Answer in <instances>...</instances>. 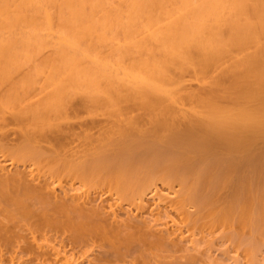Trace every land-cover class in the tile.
<instances>
[{
    "label": "bare ground",
    "instance_id": "6f19581e",
    "mask_svg": "<svg viewBox=\"0 0 264 264\" xmlns=\"http://www.w3.org/2000/svg\"><path fill=\"white\" fill-rule=\"evenodd\" d=\"M6 1H12V0H6ZM67 1H69L68 5L65 3L67 7L68 6L72 7V10L75 11L76 9L75 7H77V5H75V3L74 4L70 3V0H67ZM133 1L135 3L137 0L136 1L133 0ZM195 1L191 0V2H194V3ZM199 1L201 4H206L207 6L209 5V7L212 9L213 5L214 4L216 5V2L218 0H198L196 3H198ZM229 1H231V3L233 2L232 0H229ZM237 1L239 0H235V4ZM240 1L242 2V0ZM252 1H250L252 5L255 4L257 7L260 6L261 4L262 6L264 5V2H263L264 0H262V3H259L260 5L258 4V2H260L261 0H258L257 2L258 5L254 3L257 0H255L254 2ZM3 2L4 4L6 3L5 0L4 1L0 0V15L4 16L5 19L7 18L10 20L11 17L9 16L11 15L12 11L10 12L9 6H11V4L9 5L7 2L5 6ZM35 2L36 0H21L20 5L24 7L28 6V7L33 8ZM142 2L144 3L141 4ZM212 2L214 4H212ZM244 2L246 3V0ZM250 2L246 3L245 5L246 7L240 4L239 2L240 4L239 6H243V8L245 7L247 8V10H250V5H251ZM15 3H12L11 7H13ZM136 3H139L140 5L138 4V6H140L141 8L144 6V4H146L144 0L140 2L137 1ZM185 3L186 5H189L188 1L186 0H185ZM133 4H131L132 6H130V8L133 6L135 7V4L134 5ZM195 4H194V7H197ZM248 4H249V7H248ZM181 5L184 6V3ZM16 6H17V3H16ZM220 6L224 7L223 5H220ZM229 6H230L229 8L232 7L231 5ZM134 7L132 9H134ZM136 7L134 9L135 11H136ZM140 7H137V9ZM194 7L192 8V10L194 9ZM252 7L254 8V6ZM252 7H251L252 11L250 10L251 11L250 14L253 15V16L251 15L252 17L249 15L246 9L245 10L247 11L248 14L244 12L247 14L246 16H248L249 18L245 17V14L242 13L243 11L240 13V11L237 10L236 12V8H235V11L232 10L233 13H235V16L239 12L242 15L244 14L243 16L242 15L240 16V17H243L242 19H245V18L247 19V22L245 21V24L243 23L244 25L241 27L242 24H241L240 17H238L239 15L236 16L238 17V19L233 18V20L235 21L237 20L235 23L233 22V24H235V25L232 24L233 27L234 26L236 27L237 22H240L239 24H241L239 26L242 28L241 31H240V28H238L237 26L240 32L239 34H237L236 32H233L235 31L234 28L233 30H230V32H228L229 29H231V25L230 24L226 25L225 21H228V23L231 22L229 21V17H225V21H224L225 22L224 26L227 28L228 31L223 32L222 29L224 27L221 24L223 21L222 17H224L225 14L220 16L221 19L218 20L217 17H215L214 15L217 13V12L215 13V11H218V10L214 9L215 11L212 10L214 12L213 19L211 18L212 14H209L210 15L209 17L212 19V22H210L211 19H208L209 21L207 22L206 18L208 17H206L207 13H205L206 14L205 20L207 22L205 23L209 27L205 26V23L204 24L201 23V22H204V20L201 19L203 18V16L200 18L201 22L198 21L200 19L197 20L196 18V21L199 22V25L203 24L199 26V28H201V33L203 35L202 36L197 35L199 37V38L197 37L198 40H196V37H195L196 41L194 42H196L195 45L197 47L192 48L193 51L191 50V47L195 46L194 42L187 41V40L183 41L182 36L184 35H183L182 30L181 32L178 31L182 36L181 35L179 36L178 35L179 33L177 34L174 31L175 34L178 35V38L176 36L177 41H175L176 39L173 38L175 39L174 45L170 44V47L171 45L172 47L174 46L173 48L176 52L177 51L179 52L181 50L180 51L181 54H179L180 52L178 53L179 54L178 58H176L177 53L175 51H171L173 50V48L168 49L166 47L167 52L171 49L170 50L171 52H173L174 54L176 53L175 59L170 58V59H174L172 60V62L182 59L180 58L182 56L185 58L187 54L189 56L191 54V51L196 52L197 50L196 48H198L199 55H201L199 57L201 59L199 60L201 61L197 63L202 62L203 64L204 62L205 66L217 65L215 66V70L223 69V67L224 69L226 68L228 69L230 67V66L228 67L229 62H227L228 65L226 64V67L225 66L222 67V64L224 62L222 53L224 55L226 51H229V53L228 52L226 53L227 55L225 54L226 58L230 55L232 50L238 55L243 53L242 54L243 56L240 60H238L240 55L237 56L238 58H236V60L233 59V61L236 63V67L234 65V62L233 63L231 62L232 59L226 60L225 58L226 61L230 60L233 68H235L234 70L232 68L233 72L229 68V70L232 73V74L229 73L231 77L229 76V74L228 75L226 74L229 70L227 72L225 70V74L229 78V82H228V84L230 83L229 86L227 85V83H225L227 87L225 86L224 88V85H223L222 87L223 90L221 91L220 89L218 90V88L221 87L220 85H218L217 89H214V86L212 87L210 86L211 87V90H210L209 87L207 88V86H209V84L211 83V80H212L211 79L210 81H208L210 82L209 84H205V86L203 85L199 89V91L201 90L200 92H203V93L207 92V96L205 93V98L200 100L201 105L203 106V108L202 107L201 108L204 111L201 114L191 113L189 111H188L189 114H187V112H185L186 113L185 114L184 110L177 105L176 106L179 107L177 108L179 109L177 111L179 112L183 111V114L181 113L179 114V112L177 111L174 113L173 109L171 110H173L174 115L172 116V114H169V112L171 111L170 109H167L168 108L167 105L170 106L169 103L168 104L162 103L163 100L165 102L166 101L165 99H167L168 101V98H171L170 96L171 92L168 93L167 86H166L167 88L166 87L165 88L167 90V93L169 94L168 97L167 98L164 97L163 99L161 96V98L163 99V100L161 99V101L156 98L157 103L160 101L159 104L162 103L164 109L162 108V104L159 105L154 100H152L153 102L152 101L150 102V98H147V97H150V94L154 92V93H158L159 95L162 92H159V91L157 92L158 89L153 88L155 86L157 88L158 83L157 85H154V86L152 83L151 85L153 87L150 85H148L150 87H147L146 83L144 84L141 81L138 82L140 80V75H141L140 73H142V69L140 73H137L140 71V68H139V71L137 70L136 72H134V73H137L136 76L139 75L137 76L139 80L138 79H136L137 81L132 80L133 83L135 84V82H138L141 86L142 85L146 86L148 90H151L152 88L153 89L151 90L152 93L149 91L148 96L146 97L148 100L145 98V96L144 98L141 97V95L144 94L143 91L141 90L144 89L145 90L144 92H146L147 89L146 87H143V86L141 87L140 85L137 86V83H136L134 85L135 90H132L131 93L135 94L136 89H138L140 91L139 94L141 98L137 97L138 94L137 95L133 94V96H130L129 93L128 94L130 98L132 97L131 100L133 99L134 102H137L136 104L133 102V105L135 104L136 106L138 105L137 107H139L144 102L146 104V101L144 100L146 99L148 101V104L146 105L148 106V108L151 107L149 108V110L151 109L150 111L152 113H155L157 110L158 112L156 114L157 119H155V116H154L153 120H156V121L152 129H150L152 127L150 126V123L149 124L147 123L146 124L147 126L143 125V128L145 127L146 130L145 129L139 130V128L136 127V123H138L139 119L141 120L140 117L139 119L138 117H136V120H137L136 121L135 118H131L130 116V119L131 120L133 119L131 121V120H127V118L129 119L128 115H123L126 117L128 116L127 118L126 117L125 118L128 121L129 125L127 124L125 120V124H122L124 125L123 129L119 127L120 130H118L119 129L118 125L120 126V124L116 125L115 123H118L119 121L118 122L115 121V123L113 122L112 124L113 125L115 124L116 126L115 125L114 126L110 125V126H113L112 128H115V129L118 128L117 129V133L119 131L118 134L115 132L116 130L115 131L113 130L114 133L111 131L112 132L111 134L110 130L112 129H110L108 132L110 134H107V135H111L112 138L108 136L109 139L107 140V142H105L107 137L105 138V141L103 138V140L100 141L102 144L100 145V142L97 144L100 146H98L95 149L92 148V150L90 151L88 150L84 154L83 153L79 154L81 156L73 152L72 154H75V156H78L75 158L71 154L70 155L63 154L64 156H62L61 154V156H58L60 155V153L56 154L55 152L53 153V151L52 153L54 155L52 153H49L50 151L48 152L46 150L47 148L43 149L41 142L40 143L38 142L40 141V139H37V137L35 136L36 132H34L35 134L32 133L33 134L32 136V134H29V131L31 132V130L29 129H27L29 131H27V134L24 135V137L20 136V138H23V139L19 138L18 141L20 140L21 141L19 144L15 146L7 144L6 139L5 140L3 139L6 143L0 140V264H170V260L176 262L177 264H193L194 260L197 261V259H194L196 258L194 256L198 254L197 253L198 249L196 250L197 245L199 248V244H197L196 242L197 237H196L195 232H197V230H201L200 227L202 229L206 227L207 229H209V232H211L210 229L213 232L216 229H220V230L222 229L223 232L224 230H230L229 233L225 231L226 233H228V235H225V236H228V238L234 242L237 248H243L242 250L245 251L243 253L247 254L250 258L253 257V254H254V257H257L259 251H257L256 248L257 246L259 248V245H258L260 244L259 242L264 244V6L262 7L263 10L262 9L259 10V8L253 9ZM16 8H18L16 9V11L19 10V5ZM35 8H37V5H35ZM225 8H228V7H225ZM186 9H187L186 10L187 12L190 9V7L189 9L188 8ZM196 9L198 8H195L193 11H195ZM239 9L242 10V8H239ZM207 10L210 11V9H207ZM228 10L227 12H230ZM136 12H133V13H136ZM182 12H184V10ZM190 12L192 11L190 10ZM223 12L227 13L225 10ZM32 13L34 14L35 11L34 12L32 11ZM184 13H183V16H184ZM195 13H198V12H195ZM199 13L197 15L201 16V14ZM219 13L217 15L222 14V13L220 14ZM24 15L21 17L23 18ZM233 15L232 17H234ZM26 16H28L30 20L32 18V21H31L32 23L36 22V17H31V18L29 17V16H32V14L29 13ZM189 16L192 17V15H189ZM13 17L14 16L12 14V18ZM17 17H19L20 21H27L24 19L21 20L20 19L21 17L19 15ZM184 17H186V15ZM14 18H16V16ZM24 18L27 19V17H24ZM84 18H86V21H88L87 17H84ZM5 19L3 20L4 22H5ZM47 19L49 20L48 16H47ZM30 20H28L29 23H30ZM81 20L82 18H79L76 21H80V22L79 23L75 22V23H77L78 25L79 24L82 25ZM174 20H175L174 22L177 21L178 25L180 21L181 23H183V21L185 22V20L180 19V17H176V19ZM214 20L216 21L218 20V23H215L217 27L220 25L221 27H223L221 30H219L221 27L217 29L216 25L214 24L215 22ZM220 20H222L221 24H219ZM38 21L36 22L37 25H38ZM86 21L84 19L82 22L85 23ZM90 21L92 20L90 19ZM187 22H189V20L186 21V24ZM209 22L215 25V28L217 29V31L219 30V33L220 31H222V33L220 34H223V35L225 34V41L227 39H228L227 40L228 42L232 41L231 43L233 45H236V47H238V49H240L241 52L239 53L238 49L235 46L234 47L236 50L230 49L229 47L230 50L225 51V49H227V47L225 46L229 45V43L228 42L225 43V41H223L225 43L223 45L225 49H223L224 47L222 48L221 45L223 43L222 44L219 43L220 41L218 39L219 35H217L218 37L215 35L217 34L216 33L217 31L212 28L214 27V25L208 24ZM32 25L35 26V23H33ZM90 25L92 26V24ZM184 25H185L184 23H183V26L181 25L182 26L181 29L186 28V25L185 27ZM189 27L192 28V26L190 25ZM195 27H198V26H195ZM203 27H207L209 29L211 27L212 29L210 30L206 29L209 33L210 32L211 33L206 34V30L204 31ZM178 28H180V25L178 26ZM226 28H224L223 30H226ZM176 29L177 28H175L174 30ZM192 30H189L190 32L188 31V33L189 34L191 32L194 33V31ZM211 30L212 31L215 30L214 31L215 33L213 36H212L213 32ZM199 31H196L195 33L197 34L198 32V34H201L199 33ZM202 31H204L206 35ZM186 32L187 31H185V33ZM231 32H233L234 34L236 33L234 39L232 37L234 34L232 33L233 35H230ZM172 33L171 35L169 34L165 37V42L162 40L161 41L164 44L166 43L169 46V44L167 43L168 40L173 43ZM65 34L66 32L63 35ZM73 34H75L76 36V34L78 35V32L76 33L73 32ZM63 35H62V38L61 37L59 38L61 39L59 40L61 41V43H59L61 45L57 47H59L58 49L61 48L59 53L63 54L61 55L64 57L65 61L68 62L69 60H72L71 61L72 63L75 60H78L77 57L79 54L78 55L76 54L79 53L80 51L79 50L77 52L75 51L76 53H73L74 57H73V54H71L72 53L71 51H73V49L75 50V46L77 43L76 41L79 38L76 41H74L71 39L72 35L69 36L66 34V36H69L70 40L69 38H65V36ZM207 35L211 37L209 38L207 37ZM187 36H191L192 41H193L194 36H192L191 34ZM203 36L206 37L207 39L204 38L205 40H202ZM230 36L232 40H230L229 38ZM24 37H26V40L24 41L25 44L21 43V45L24 44V46L20 45L21 46V47L19 46L20 50L19 51L16 50V52H20L21 50H23L25 53V50H26V54H27L28 51L31 50L30 48L34 49L30 51L32 53L35 52V48L36 50H38L37 44H39L38 42L42 39L38 36V34L30 33L28 37H27V34ZM170 37L172 41L169 39ZM212 37L213 38L216 37L215 39H217L218 42L217 40L216 42H212V40L214 41ZM220 37L222 38L221 35ZM209 39H210V42H209ZM4 40L6 39H3L2 41L0 40V73H3V70L5 68L9 69L8 63L10 62H14L16 64H13V65L18 66L17 65L18 62L15 61L18 56L14 50L16 49L14 46L16 44V41H14V39L10 41H7V40L4 41ZM23 40L24 39H22V41ZM78 41L80 42V39ZM233 41L235 43H233ZM190 42L194 46H191ZM17 43L19 45L18 41ZM178 43H181V44L188 43V44L181 45ZM178 45L181 46L180 49H178L179 47ZM165 46L163 47L162 52H164ZM184 46L188 47L187 49H185L187 54L183 52L184 49H181ZM38 47H41V46H38ZM77 47L79 46H76V48ZM175 47L177 49H175ZM27 48H29V50ZM23 51L21 52V54L23 53ZM170 51H169V54L166 52L168 54V55L166 54L168 56L167 60H169L168 58L171 55ZM30 52L29 54L30 56H32ZM182 52L186 55H182ZM35 53H37V51ZM173 53H172V57H174ZM26 54L24 55V57L27 55L29 57V54L27 55ZM163 55L161 57H163ZM232 55H234V57ZM20 56L21 55L19 54V59H20ZM188 56H186L187 60H188ZM230 56L235 58L236 55L233 54L232 52ZM73 58H75L74 61H73ZM192 58H194V56ZM28 59H31V57ZM165 59H166V56L164 57V59L161 58L160 66H158L159 64L154 65L152 63H151L152 66L149 65L150 66L149 69L152 67L154 69L153 70L154 72L149 70L148 66H146L148 71L151 72V73L149 72L150 74H147V75L151 76V74L156 73L155 69L157 67L158 68L161 67L159 68V71L160 69L162 70L163 68H164L163 70H165L166 64L168 63ZM196 59L190 58V63H191V60L194 62L197 61ZM164 60L166 62H164ZM185 61L186 60L182 59L178 61L179 63L180 62L182 63L177 64V65L180 67L182 64L181 68L184 67V70L187 72L189 69L188 67L193 62L191 64L187 63L186 64L187 66H184L183 63L185 64ZM75 62L73 64H75ZM220 62H222V64ZM98 63L102 64L103 62L102 63L98 62ZM144 63L146 62H143L141 64H144ZM218 63L221 64V67L219 65L220 68L218 67ZM163 64L165 65L164 67H163ZM200 64H198L197 66L195 62L196 67H200V66L204 67V65H200ZM175 65H176V62H175ZM177 65L176 67H178ZM223 65H225V63ZM191 66H194V63ZM104 67H106V65H104ZM185 67L188 69L186 70ZM181 68L180 70H183ZM92 70L91 72L93 74L94 70L93 71ZM8 71L9 70L6 71L7 73L4 72L6 76L8 74ZM145 71L146 70L144 66V70L142 73L143 75H141L143 76V78L145 77L144 75ZM208 71L210 72H207L205 68L206 76L207 75L209 76L210 74H213L214 72H216V71L214 72L212 71L213 72L212 73L211 69H209ZM219 71L218 73L220 74L221 71L220 72ZM86 72H88V70L85 71V73ZM171 72H172L171 70L170 71L168 70V72L165 70L164 75L159 76V74L156 73L157 75L154 74L151 76V78L153 76H157L155 78L159 80L157 79L155 80H157V82L158 81L161 82L162 80L161 78H163L162 76H165L162 81L163 82L166 81L165 83H167L171 79L172 75L170 79H168V81L164 79L167 78L168 74ZM81 73L83 74V71ZM96 73L98 72L96 71ZM165 73L167 74V77ZM175 74H176V71H175ZM102 75H104V73L101 74L100 76ZM178 75L180 76V77L178 76L179 78L183 77L181 76L179 72H178ZM104 76L109 77L106 75ZM133 76L130 75V77H133ZM150 76H148L147 78L150 79L149 78ZM215 76H217V73L215 74ZM220 76L218 75V77ZM227 76H225L224 78L226 79ZM1 77H3V75ZM71 77L73 76L70 75V78ZM218 77L213 78L215 79V82H217L216 84H219L218 81L216 80V79H219ZM3 79H6V78L3 77ZM72 79L73 81L76 80L75 78H72ZM110 79L111 78L109 77L110 85H114L111 82L113 78L111 80ZM152 79H154V77ZM202 79L204 80V78ZM66 80L68 81V79ZM106 80L108 81V79ZM203 80L201 82H203ZM73 81H70L71 83L70 85L72 87L76 85V81H74L75 84ZM180 81L182 82V84L179 81L175 82L176 84L178 82L180 83L178 85V87L180 86L179 88H182V89L186 88L185 92L186 91L189 92V90L190 92H192V90L190 88L188 89V87H191V86L194 87L195 85L193 84V82H189L190 84L188 83L184 84L186 82L184 79L183 81L182 79H180ZM213 81L214 80H212V83H214ZM95 82L96 80L90 83L93 86V83L95 84ZM109 82L108 83L106 82V84H109ZM221 82L223 81L221 80ZM55 83L57 82L55 81ZM165 83H162V85L165 86L166 85ZM169 83H171V81ZM79 84L80 83H78V85ZM176 84H174L173 82L172 87L176 88L177 87ZM96 85H98V87L96 86L97 88L101 87V85H99L98 82ZM167 85L169 84L167 83ZM66 86L67 85H65L64 87ZM92 86L91 88H93ZM55 87H58V89L55 88V92L59 90L57 91L59 92L58 98L61 96L63 98L64 94L62 95V93L64 92L63 91L64 87H63V90H61L62 91L61 93H60V89L62 88L60 87V85L59 86L55 85ZM123 87L126 88V86H123ZM216 87L217 85L215 86V88ZM158 88H161V86L160 87L158 86ZM204 88H205V91H203ZM67 89H65V92L69 91ZM93 89H96V88H93ZM115 89H118V87L114 88V90ZM182 89H180V91H184ZM161 90H165V89L161 88ZM114 92H117V91H114ZM173 92L174 91H172V93ZM69 93L70 92H68V94ZM56 94L55 96L57 98ZM176 94H178V92ZM176 94L174 98H176ZM184 94H187V92ZM158 95L156 94V97L160 96ZM173 95L174 94H172V96ZM179 95L183 97V95L181 94ZM179 95H177V99H180ZM187 95L193 96L192 93H188ZM201 95H204V94L202 93H200V95L198 94L199 97ZM129 96L127 95V97ZM134 96H136V98ZM165 96H167V94ZM194 96H195V93H194ZM122 97L124 99V96ZM188 97L185 96V98H181V99L186 100V98ZM56 98L54 97L53 99L56 100ZM65 98H63L62 101H64ZM117 98L119 101V102L117 101L119 105L125 102L127 104V101H129V100L126 101L124 99V101L122 102L121 96H117L116 99ZM151 98H153V95H151ZM29 99L25 97L23 101H26V100L28 101ZM137 99L138 100L140 99L139 100L140 102L143 100V103L141 102L142 104L141 103L138 104L139 101ZM191 99L190 101H192L193 103V100L195 98H193V100ZM226 99L229 100V104L231 103L230 105L226 103L227 101ZM170 100L173 101L172 99ZM198 100H195V101H198ZM27 101L26 103H28ZM57 101L58 103L61 102V105L63 104L62 101H59V99H57ZM57 101L55 103H57ZM114 101L116 100L114 99ZM177 101L178 100H176V102ZM29 102H33V101H29ZM111 102H113V100ZM129 103L130 101L128 102V104ZM150 103L152 104V106H155V105L156 106L152 107ZM195 104L196 103H194V105ZM49 105L47 107L48 110L50 107ZM173 105L171 104V107L173 106L172 108L175 107V104ZM158 106L159 108H157ZM164 106L166 107V110H170V111H167L168 115L170 116H167V113H165L166 110ZM120 107L121 105L119 107H116L117 110L119 111V112L117 111L118 113H120ZM141 107H144V104ZM198 107H200V105ZM198 107L195 106L196 110ZM53 108L54 107H52V109ZM148 108L146 110H148ZM161 108H162V111L164 110L165 111L162 112L160 110ZM18 109L19 108H16L17 114L19 110L20 112H22L21 109L19 110ZM140 109L143 110V108H140ZM192 109H194V106ZM192 109L190 111H192ZM159 111L162 113L161 116L159 115L160 113ZM197 111H194V112H197ZM41 113L39 114L38 112L39 115H41ZM16 116H17L16 117L17 119L19 118L20 115L19 116L16 115ZM122 119H124V117ZM118 120L120 119L118 118ZM150 122H153V121L151 120ZM121 123H124V122H121ZM134 123H135V126L133 127ZM141 125H138V126H141ZM141 128L142 127H140V129ZM149 129L151 131H149ZM21 135H23L22 132H21ZM1 137L2 136L0 135V139ZM33 137H36V138L34 139ZM35 140L36 142H38V144H36ZM59 142H61V140H59ZM13 144H16V143H13ZM39 145H41L42 147ZM159 182L160 184L162 183V185L166 186L168 190L170 191V192L167 191L168 193H165V195L167 194L166 196L162 195L164 193L160 194V191H159L160 189H158V191L154 190L159 187L158 186ZM149 192H150L149 195H152L153 198L156 193V197L157 196L158 197L153 199L155 201L158 198L162 199L163 197H161V195L165 196V199H162L161 201L158 199L157 201L158 205L161 202H162L161 204H163L164 200L167 201L168 199L171 202L174 198L173 206H175L174 208L177 211L176 216L178 217L177 218L178 221L177 219H175L176 218L175 217L174 219L170 221L171 225H169V222H168L169 220L167 222L165 221L166 222L165 223L164 220H159L156 217L157 215L156 214L155 217L162 223L161 224L158 221L159 224L162 226L161 228L159 224L158 225L156 224L157 222H156L155 217H154L155 220L152 219L154 222H156L155 224L153 223V221L150 222L151 220L149 221V218L147 219L143 217V221L141 218L139 220V217L142 216V213L144 215L145 214L144 212L147 211L145 210L147 208H144L145 206L144 207L142 206L146 204L144 202L146 201L145 199H147L146 196H149L148 195ZM170 194L171 196L172 194L174 195V197L171 199L169 198L171 197L169 196ZM105 195H107V197L103 198V196ZM126 202L131 204L132 206H135V207L138 206L136 207V210H138V214L139 212H141L140 213L141 215L139 214L138 216L136 213H134V211L130 212V209L128 207H125ZM160 205L159 207L163 206L166 211L168 207L167 208L165 207L170 206L168 204L166 206H164L165 204L161 206ZM192 206L195 207L194 210L190 209V207ZM153 207L151 208V210H149L151 211L149 212L151 213V215L153 214V211H155V210H152ZM164 209H161L160 211V208H159L158 209L159 212H157L158 211L157 210L156 213L160 214L161 212H163L162 210ZM126 210H128L129 212ZM143 210L145 211L143 212ZM164 214L166 215V212L161 213V216H163ZM122 215L126 217L125 220L121 219ZM124 217L122 218L124 219ZM207 217H209L210 219ZM206 218L210 220L209 223L207 220L208 227H207V224H205L206 221H204L205 223L203 222V220L204 219L206 220ZM200 221H202L201 222L202 224L200 223ZM188 232H190L189 233L190 235L185 236V235H188ZM222 234L224 236V233ZM185 241H187V243L190 242V244L191 243L192 244L191 245L188 244L189 246L187 247L186 246L187 244L185 243ZM207 242H208L207 245L213 243L208 238H207ZM193 249L196 251H193ZM200 250H203V249L201 248ZM192 251L196 253H191ZM180 252L181 254H178ZM202 252L204 253V251ZM182 257H184L186 260L183 259ZM197 258H199V256ZM183 260L185 263H182ZM252 261L254 263L257 262L256 260L255 261L252 260ZM174 262L171 264H176ZM254 263H251V264H254Z\"/></svg>",
    "mask_w": 264,
    "mask_h": 264
},
{
    "label": "rangeland",
    "instance_id": "374dc122",
    "mask_svg": "<svg viewBox=\"0 0 264 264\" xmlns=\"http://www.w3.org/2000/svg\"><path fill=\"white\" fill-rule=\"evenodd\" d=\"M1 1H4V0H1ZM16 1L15 0H12V1H6L5 0V2L6 3L8 2L9 5L11 4V6H12V3H15ZM66 1L67 0H64V2H63V0H36V2L34 3V7H33L35 9L34 10L33 8L28 7V6H26V7L21 6L20 5L21 0H18L16 3H17V6L19 5V10L16 11V9H18V8H16L17 7L16 3L14 4L15 6L13 5V7L8 5L10 7V12L12 11L11 15L9 16V17H11L10 20L7 19V18L5 19L4 16L0 15L1 16L0 17V21H1L0 22V40L2 41L3 39H6L7 41H10V40L14 39V41H16V44L14 45L15 48H16V49H14L15 52H16V50L17 51L20 50L19 46L21 45V43L25 44L24 41L26 40V37H24V36H26V34H27V37H28L30 35V33L31 34L36 33V34H38V36L40 38H42L40 40L41 42L39 41L38 42L39 44H37L38 50H36V48H35V52L37 51V53L30 52L31 50H34L33 48H30L31 50H29V48H27L29 50V51L27 50L28 51L27 54H29V52H30L31 55H32V56H30V54H29V57L26 54V50L25 49H24L25 53H24L23 50H21L20 52H16L18 57H17V59L15 61L18 62L17 63L18 66L13 65V64H16L14 62H10V63H8V65H9L8 68L9 69L5 68L6 70L4 69L3 73H0V135L2 136L0 140L3 141L4 143H6L4 141L6 139L7 144L15 146V145L20 143L21 140L18 141L20 136L24 137V135L27 134V131L31 130V132L29 131V134H32V133L35 134L34 132H36L35 136L37 137V139H40V141H38V142L39 143L41 142V145L43 146V149L47 148L46 150L48 152L50 151L49 153H52V151H53V153L55 152L56 154L60 153V155H58V156H61V154H62V156L71 154L72 156H74V158L78 157V156H75V154H72L73 152L78 154V155L81 154V153L84 154V153H86V151H88V150L90 151V150H92V148L95 149L98 146H100L102 144L100 141L103 140V138H104V141H105L106 137H107V139H106L105 142H107V140L109 139L108 136H110V138H112L111 135H107V134H110V133H108L109 130L112 129V130H110V132L112 131L113 133L116 130L115 132L117 133V129L119 127L123 129L124 125H122V124H125V120H126V118L128 116H129V119L127 118V120H131L130 116H131V118H135V120H136V117H138V119H139V117L141 118V120L139 119L141 123L139 122V120H138V123H136V127H138L139 130H144L145 127L143 128V125L145 126L147 123L148 124L150 123V126H152V127L151 128L149 127V128L152 129L153 126L155 125V121H156V120H153V118L155 116V119H157L156 118L157 117L156 114L158 112H157L156 109L159 108V106L155 109L156 112L152 113L150 111L151 109L149 110V108H151V107L148 108V106L146 105V104H148V101H147L148 99L147 98H150V102L152 100H154L157 103L156 98L161 101L162 98L163 99H164V97L167 98L168 95H169L168 93L171 92L170 93L171 94L170 95L171 98H168L169 102L167 101V99H165L167 101V103H166V101L164 102V100L162 99L163 100L162 103H165V104L169 103L170 106L167 105V107H168L167 109H170V110L173 109L174 113L177 110H179V109H177L179 107L184 110V113L187 112V114H189V112L196 113V114H201L202 112H204L203 109H202L203 106L201 105V101L200 100L205 98V93H206V96H207V92H204V93L200 92L201 90L199 91V89L203 85L205 86V84H209L210 82H208V81H210L211 79L214 80L213 81L214 83H212V80H211V83L209 84V86H207V88L209 87L210 90H211L212 86H214V89H217L218 85H220L221 87L218 88V90L220 89V91L223 90L222 89L223 85H224V88H225V86L227 87V85L229 86L230 83L228 84L229 78H228L227 75L229 73L232 74L231 71H232V68H233V66H232V63L234 62L233 59L236 60V58H238L237 56L240 55L241 57L239 56V59H238V60H240L242 58V56H243L242 55L243 53L238 55L232 50L230 55L233 52V54L236 55L235 58H233L234 55H232L233 57L229 55L228 56L229 58L228 57L226 58V55H227L226 53L227 52L229 53V51H226V50L235 49L236 45H233L231 43L232 41L228 42L227 41L228 39L225 41V34L224 35L220 34V33H222V31L223 32L224 31L225 32L228 31L227 28L224 26V23L226 22V25H228V24L231 25V29H229L228 32H230V30H233V28H234L235 31H233V32H236L237 34H239L240 32H239L238 28H240V31H241V29H242L241 27L245 24V21L247 22L246 18L242 19L243 17H240L242 15L240 13L242 11H243L242 13H244V12L247 13V11H248L249 15L251 16L252 14H250V13L252 11V9H251L252 6H254V8L252 7L253 9L259 8V10H261V9L263 10L262 7L264 6V5L262 6V4L261 5L259 4V3H262V0L260 2H258V0L257 1L254 0L255 2L252 1V0H248V1L246 0V3L252 1V2L257 4V2H258V4L261 6V7L260 6L257 7L255 4L252 5V3L250 2L251 3V5H250V10L251 11L247 10V8H245L246 7L245 6L246 3L244 2L245 0L244 1L242 0V2L239 0V1L236 2V4H235V0H232L233 1L232 3L229 0H227V1L226 0L225 1L222 0L223 2L221 0L220 1L218 0L216 2V5L212 2V4H214L212 9L209 7V5L207 6L206 4H201L200 1L198 2L200 4L196 3L198 0L197 1L192 0V1H195L196 4L194 2H191V0H186V1H188L189 5H186L187 2L185 3V0H154V1L153 0H149V1L148 0H144L146 2V4H144V6L142 5L143 6L142 8L140 6H138L139 3H136L137 1L140 2L142 0H137V1L135 0L136 1L135 3H134L133 0H70V3H73V4L75 3V5H77V7H75L76 9L74 11V10H72V7H69V6L67 7V5L69 4V1H67V2ZM132 1L135 4V7L136 6L140 7L138 9L136 7V11H138V12H136L134 10L135 9L134 6H133L134 9H132L133 7L130 8V6H132L131 4H133ZM189 1H190V3H189ZM182 2L184 3V6L181 5V4H183ZM219 2L222 3V4H220ZM227 2H228V4H227ZM239 2H240V4H242L245 7L243 8V6H239L240 5ZM143 3L144 2H142L141 4H143ZM229 3H231V4H229ZM3 4H4V2H3ZM194 4L197 7H194ZM35 5H37V8H35ZM204 5L207 6V7H205ZM220 5H223L224 7H222ZM229 5H231L232 6L231 8H233V9L229 8L230 7ZM233 5H235L236 7L233 6ZM182 6L184 7V9H183ZM214 6H216V7H214ZM218 6H219V8H218ZM189 7H190V9H189ZM193 7H194V9L195 8H198V9L193 11L194 10V9L192 10ZM211 7H212V5H211ZM225 7H228V8H225ZM248 7H249V4H248ZM69 8H70V10H69ZM186 8L189 9L187 11L188 13L186 12V10H187ZM235 8H236V12H237V10L240 11V13L238 12L237 15H239L238 17H240L242 25L239 24L240 22H237L236 23V27L235 26L233 27L232 26L233 22L235 23L237 21V20L236 21L233 20V18L234 19H238V17H236L237 15L235 16V13H233V11H235ZM239 8H242V10H240ZM31 9H32L33 12L35 11L34 14L32 13ZM181 9H183L184 12H186V13L182 12L183 10H181ZM207 9H210V11H208ZM214 9L218 10V11H215ZM190 10L192 12H190ZM212 10H214L215 13L216 12L217 13L214 14V12ZM222 10L223 11L225 10L226 12L228 10L230 12L225 13ZM23 11L25 13L27 11L28 12L25 14ZM180 11H181V13H180ZM15 12H16V14H15ZM133 12H136V13H133ZM195 12H198V13L200 12L199 14H201V16L197 15L198 13H195ZM219 12L222 13V14H220ZM29 13L32 14V16H29L30 18L31 17H36V22L39 20L38 21V25L36 24V22H33V23H35V26L32 25L33 24L31 22L32 18L30 20L28 18V16H26ZM183 13H184V16L186 15V17L183 16ZM205 13H207V16H206ZM218 13L220 15H217ZM246 13H244L245 17L249 18L248 16H246L248 13L247 14ZM12 14H13L14 17L16 16V18H14V17L12 18ZM22 14L23 15L25 14L24 17H27V19L24 18V17L22 18L21 17V16H23ZM209 14H212V16H211L212 19H213V16L215 15V17H217L218 20L221 19L220 16L225 14L224 17H222L223 21L220 20L219 24H221V21H222L221 25L224 28H226V30H223L224 28L221 27V25L217 27V25L215 23H218V20L217 21L214 20L215 22L214 21L213 22L216 25L217 29L219 27H221L219 30H221L223 28L222 31H220V33H219V30L217 31V29L215 28V25L213 23L212 24L210 23V22H212V19L209 17L210 16ZM18 15L21 17L20 18L21 20L22 19L27 20V21L30 20V23H29V21L28 22L27 21H20L19 17H17ZM189 15H192V17H194V18H192ZM195 15H196V17H195ZM232 15L234 17H232ZM47 16H48L49 20L47 19ZM198 16H200V17H198ZM202 16H203V18H201ZM205 16L208 17V18H206ZM84 17H87L88 21H86V18H84ZM176 17H180V19H182V20L184 19L185 22L183 21V23L186 25V28H188V29H186V28L181 29L182 26H183V23H181V21L179 23L180 28H178L179 25L177 24V21L174 22L175 21L174 19H176ZM182 17H184V18H182ZM218 17H220V18H218ZM225 17H229V21H231V22L228 23V21H225ZM3 18L5 19V22L3 21L4 20ZM17 18H18V20H17ZM79 18H82V20H81L82 25L81 24L78 25L77 23H75V22H78V23L80 22V21H76ZM187 18H189V19H187ZM196 18H197V20L200 19V18L203 19L204 22H201V19L198 20V21H200L203 24L206 22V20L208 22L209 21L208 19H211V21L208 24L214 25V27H212V26L211 27L217 31L216 32L217 34H215L216 36L217 35H219V37H220V35L222 36V38L221 37L219 38L217 36L218 39L220 40L219 43L220 44L223 43L221 45L222 48L224 47L223 45L226 42L229 43L230 46L227 45L228 43L226 44L227 46H225V47H227V49H225V47L223 48L226 51L225 52L226 55L225 54L223 55V53H222V56H223V59H224L223 60L224 61L223 64L225 63V65H223L222 62H220V63L222 64V67L223 66L226 67V64L228 65L227 62H229L228 67L230 66L229 68H230L231 71L229 70V68L228 69L227 68L224 69V67H223L224 70L223 69H219L221 71L220 72L219 70H215V66H217V65H213L212 66V65H207L206 64L207 66H205L204 62H203V64H202V62H200L201 64L197 63V62L201 61V60H199V59H201V58H199L201 55H199V49L198 48H196L197 49L196 52H192L193 51L192 48L197 47L195 45L196 42H194V41L198 40L197 37L203 35L201 33V28H199V26H201L203 24L199 25V22L196 21ZM205 18H206V20H205ZM84 19L86 21L85 23L82 22ZM90 19L92 21H90ZM226 19H228V18H226ZM187 20H189L190 23L187 22V24H186ZM242 20H244V21H242ZM206 23H205V26L209 27ZM90 24H92V26ZM185 25H184V27H185ZM189 25L192 26V28L189 27ZM194 25L198 26V27H195ZM233 25H235V24H233ZM240 25H241V27H239ZM237 26H238V28H237ZM207 27H203V30L205 31L206 29L207 30L212 29L211 27H210V29L207 28ZM175 28H177V29L174 30ZM181 30L183 32V35L186 36V37L182 36L178 32V31L181 32ZM189 30L194 31V33H192V32L190 33L192 36H194L193 41H192V37L191 36H187V35H190L188 33ZM207 30H206V34L209 33ZM172 31H173V33H172ZM174 31L177 34L179 33L178 34L179 36L180 35L182 36L183 41H185V40L191 41V42H194V45H195V46L192 45V43L190 42L191 46H194V47H191L192 51H191V54L189 56H188V54L186 53V50H185L188 47L184 46L186 48H184V47L181 48V49H184L185 51L183 50V52H185L187 54L186 55V54H184L182 52V55L188 56V60H187L186 56H185V58H186L185 59L181 55L182 57H180V58H182V59L187 61V62L185 61V64L183 63V65L187 66L186 64L190 63V58L191 59H196V57H197V59H196L197 61H195L196 65L198 66V64H200V65H204V67H202V66L196 67L195 62L191 60V63L193 62L194 66H191V65H193V63L192 64L190 63L191 65L188 64L191 67L189 66L188 67L189 69L185 67L186 70L188 69V71L186 72L184 70V67L181 68L182 64H181L180 67L177 65V64H180V63L183 62V61L180 62V63L178 62V61H180L182 59L172 62V60H174L175 57H176L175 56L176 53H177V57L176 58H178L179 54H181V52H180L181 50L179 51L180 52L179 53L178 51L176 52L174 50V48H173L174 46L172 47V45H171V47H170V44L174 45V40L176 39L175 41H177V38H178V35L175 34ZM185 31H187V32L185 33ZM196 31H199V33H201V34H198V32L196 34L195 33ZM204 31H202V32L204 33ZM214 31H212L213 32L212 36L215 33ZM65 32L69 36L72 35L71 39L74 40V41H76L78 38L80 39V42L78 41L79 39L76 41L77 42L76 46H79V47H77L78 49L75 46V50L73 49V51H71L72 52L71 54L76 53L78 50L80 51L79 53L76 54V55L79 54L78 55L79 58L77 57V59L79 61L75 60V61H77V62H75L74 61L75 58H73V61L75 62V64H73L74 62L71 63L72 60H69L68 62L65 61L64 57L62 56L63 54L59 53L61 48L58 49L59 47H57V46L61 45V44H59V43H61V41H59L61 39H59V38L60 37L62 38V35ZM73 32H75V33L78 32V35L76 34V36H75V34H73ZM233 32H231V34L230 33L229 34L233 35L234 34ZM171 33H172V36H173L172 39L173 38H175V39H173V43L168 40L167 43L169 44V46L166 43H165L166 44V46H165V44L162 41L165 42V37L167 35H169V34L171 35ZM66 34L63 35V36H65V38H69V36H66ZM235 34L232 36L233 39L235 37ZM226 35H227V33H226ZM176 36H177V38H176ZM204 36H203L202 40H205L204 38H206V37H204ZM188 37L191 38V39H189ZM195 37H196V40H195ZM207 37L210 38L211 36L207 35ZM215 38H213L214 41L212 40V42H216L217 39H215ZM229 38H230V40H232L231 36ZM22 39H24V40L22 41ZM169 39L172 41L171 37ZM6 40H4V41H6ZM69 40H70V38H69ZM17 41L19 42V45H18ZM20 41H22V42H20ZM223 41H225V43ZM209 42H210V39H209ZM217 42H218V40H217ZM233 43H235V42L233 41ZM24 44H22V45L24 46ZM77 44H79V45H77ZM176 44H177V42H176ZM178 44H181V43H178ZM187 44L183 43L181 45H187ZM231 44H232L233 48H232ZM38 46H41V47H38ZM164 46H165L164 52L166 51L167 48L168 49L169 48H173V50H171V49L170 50L176 52L174 54L173 52H171L169 50L171 55H170V57L168 59L171 60V61L167 60V57H168L167 55L169 54V51L168 52L166 51L168 54L166 52L165 53L162 52ZM178 46H179L178 49H180L181 46L180 45H178ZM229 47H230V49H229ZM23 48H21V49H23ZM236 48L238 49V47H236ZM175 49H177V48L175 47ZM22 51H23V53L21 54ZM194 51H195V49H194ZM238 51H239V53L241 52L240 49H238ZM238 51H237V53H238ZM187 52H188V50H187ZM172 53L174 54V57H172ZM194 53L196 54V56H195ZM19 54L21 55L20 59H19ZM25 54L27 56L24 57ZM161 54L162 55L164 54L163 57H161L162 56ZM165 56H166L165 60L168 62L166 64L167 69L165 67V70L167 72H168V70L169 71L171 70L172 72L169 73L170 75L168 74V77H167V74L165 73L167 78H165L164 80L168 81V79H170L171 75H172V77L167 82L169 85H167V83H165L166 81H164V82L162 81L165 76H162L163 78L160 77L162 79L161 82L166 84V85L164 84L165 86H163L160 81L157 82V80H159V79L155 78L157 76H153L154 79H152L153 77L151 78V76L154 75V74L157 75L156 73H158L159 76L164 75V72H165V70H163L164 69L163 67L165 66L164 64H163V67H162L163 69L162 70L160 69V71H159V68H161V67H159V68L155 67L156 68L155 69L156 73L151 74V76L147 75V74L151 73L150 71H148V69L150 67L149 65H151V63H152L154 65H158L159 64L158 66H160L161 58L164 59ZM193 56H194V58H192ZM27 57L28 58L31 57V59H28ZM73 57H74V54H73ZM170 58H174V59H170ZM225 58H226V60L232 59L231 60L232 63L230 62V60L226 61ZM97 59H98V61H97ZM165 60H164V62H166ZM98 62H101V63L103 62L104 64L103 63L100 64ZM143 62H146L147 64L146 63L141 64ZM175 62H176V65L178 67H176ZM220 63H218V67H219V65L221 67ZM104 65H106V67H104ZM234 65L236 67V63L235 62H234ZM144 66H145V70L146 71H145V74H144L145 77L143 78V76H141V75H143L142 73H143V70H144ZM146 66H148V69H147ZM210 67H212V68H210ZM92 68H93L94 71L96 69V71L98 73H96V71L94 73ZM139 68H140V71H139ZM180 68L183 69V70H180ZM205 68H206L207 72H210V71H208L209 69H211V72L212 71L213 72L216 71V72H214V73L212 72L213 74H210L209 76L208 75L206 76ZM207 68H208V70H207ZM84 69H85V71L88 70L89 73L88 72L85 73ZM105 69H107V70H105ZM141 69H142V73H140ZM234 69L235 68H233V70ZM7 70H9V71H8L7 76H6V74H4V72H6ZM91 70L93 71V74H92ZM137 70L139 71L137 73L141 74L140 75V80L137 78V76H139V75L136 76L137 73H134ZM149 70L153 71L154 69L151 67ZM173 70L176 71L177 75L175 74V71H173ZM225 70H226V72L229 70L226 73L227 75L225 74ZM82 71H83V74L81 73ZM201 71H203V72H201ZM218 71L220 72V74L218 73ZM223 71H224V73H223ZM73 72L76 74V76H75V74ZM106 72H108V73H106ZM160 72H162V73H160ZM178 72L183 77L179 78L180 76L178 75ZM71 73H73V74H71ZM103 73H104V75L109 76L111 79L113 78V80H111V79L110 80H111L112 84H114V85H110L109 77H105L104 75L100 76ZM216 73H217V76H215ZM222 73H223L224 76L222 75ZM84 74H86V75H84ZM107 74H109V75H107ZM230 74H229V76H230ZM2 75L6 79H3V77H1ZM70 75L73 76V77L70 78ZM87 75H89V76H87ZM130 75L131 76L134 75L133 76L134 79H133V77H130ZM213 75H214V77H213ZM218 75L219 76L221 75V76L218 77ZM103 76H104V78H103ZM148 76H150L149 77L150 79L147 78ZM198 76H200L201 78L198 77ZM225 76H227L226 79H228V80H226L224 78ZM174 77H176L178 79H176ZM212 77L213 78H215V77L217 78L218 77L219 79H216V80L218 81L219 84H216L217 82H215V79H213ZM72 78L76 79L74 81H76V85L78 87L76 85H74L73 87L70 85L71 84L70 81H73ZM141 78H142V80H141ZM202 78H204V80ZM66 79H68V81ZM90 79H92V80H90ZM94 79L96 80V82H95V84L93 83V86H92V84L90 82H94L95 81ZM106 79H108V81ZM136 79L139 80L138 82L141 81L144 84L146 83L147 87L152 86L151 85L152 83H153V86L157 85V83H158L157 88H156V86L155 87L152 86V87L155 88V89H158L157 92L158 91L162 92L164 95L161 93V94H159L160 95L159 96L158 93H154V92L152 93L151 92V90H153L152 88H151V90H148L146 86L142 85L143 87H146V89L148 91V92L146 91L147 92L146 93V92H144L145 90L141 88L142 86L138 82H135V84L137 83V86L138 85L141 86L140 87L142 89L141 91H143V93H144L143 95H141V97L144 98V96H145V98H146L148 96L149 91L152 93V94H150V97L146 98L147 100L144 99L146 101V104H145V102L143 103V100L141 101L144 104V107H141V106H143V104L139 101L140 99L139 100L137 99L139 101L138 104L139 103L142 104V105L140 104L141 106L137 107L138 105L137 106L135 105L137 102H134L133 99H132L133 100L132 101L131 100L132 97L130 98V96H133V94H134V93H131V92H132V90H135L134 89V85L135 84L133 83V81H137ZM151 79L154 82H156V83H154ZM155 79H157V80H155ZM180 79H182V81H183V79L186 81L184 84H187V83L190 84L189 82H193V84L195 85V86L193 85L194 87H192V86L188 87L187 86L188 89L190 88L192 90V92H190V90H189V92L186 91L187 94L188 93H192L193 96L184 94V93H186L185 92L186 88L182 89V88H179L180 86L178 87V85L180 84L179 82H181ZM200 79H202L203 82H201L202 80H200ZM144 80L147 81L148 83L145 82ZM221 80L223 82L224 81L225 82L223 83V82H221ZM55 81L57 83H55ZM170 81H171V83H169ZM177 81H179V82L176 84L175 82H177ZM97 82H98L99 85H101L100 88H97L98 87V85H96ZM106 82L107 83L109 82V84H106ZM173 82L178 87V88L176 87L177 89L175 87H172L173 86L172 85ZM78 83H80V84L78 85ZM221 83H223V84H221ZM225 83H227V85H225ZM64 84L67 85V86L64 87L65 86ZM74 84H75V82H74ZM181 84H182V82H181ZM211 84H213V85H211ZM214 84L217 85L216 88H215L216 85H214ZM55 85H58V86L60 85V87L62 88V89H60V93L62 92L61 90H63V87H64V90H63L64 92L62 93V95L64 94L63 98H65L67 96L68 92H70L68 94V96L64 99V101H62L63 98H62L61 95H60L61 97L58 98V93L59 92H57V91H59V90H57L58 87H55ZM148 85H150V86H148ZM170 85H171V87H170ZM91 86L93 88H96V89L91 88ZM110 86H112V87L114 86L113 89ZM123 86H126V88H124ZM158 86L159 87L161 86V88H163L165 90L168 87L167 88L168 93H167V90L165 92V90H161V88H158ZM87 87H88V89H90V88L91 89L88 90ZM116 87H118V89L114 90V88H116ZM55 88H57L56 92H55ZM170 88H172V89L174 88L175 90L174 89L172 90ZM205 88H204L203 91H205ZM53 89H54V91H53ZM65 89H67L69 91L65 92ZM180 89H182L184 91H180ZM112 90H113V92H112ZM137 90L138 89H136L134 95L138 94L137 97L139 98L140 97V94H139L140 91L138 90V92H137ZM52 91L55 92V93H53ZM114 91H117V92H114ZM118 91H119V93H118ZM172 91H174V92L172 93ZM175 92L176 93L178 92V94H176ZM128 93L130 94V96H129ZM194 93H195V96L197 95L196 97L194 96ZM200 93H202L204 95H201L199 97L198 94L200 95ZM55 94L57 95V98H56ZM141 94H142V92H141ZM156 94L159 97H156ZM166 94H167V96H165ZM172 94H174V95L172 96ZM175 94H176V98H174ZM179 94L183 95V97L180 96ZM51 95H53V96H51ZM127 95L129 97H127ZM151 95H153V98H151ZM177 95H179L180 99H177ZM117 96H121L122 99L121 98L120 99L122 100V102L124 101V99L126 101L127 100L130 101L129 104H128L129 101H127V104H126V102L120 104L121 105L120 113H118L119 111L116 108V107L120 106L118 104V102H119L118 98L116 99ZM122 96H124V99H123ZM161 96H162V98H161ZM185 96H187V97L189 96V97L186 98V100H182L181 98H185ZM25 97H27V99L30 98L28 101L26 100L28 103H26V101H23L25 99ZM54 97L56 98V100L53 99ZM134 97L136 98V96H134ZM198 97L201 98V99H199ZM173 98H174V100H173ZM193 98H195V99L193 100ZM57 99H59V101H62L63 104L61 105V102L58 103ZM114 99L116 101H114ZM170 99H172L174 101V103ZM190 99L193 100V103H192V101H190ZM112 100H113V102H111ZM176 100H178L177 101L178 103L176 102ZM195 100H198V101H195ZM226 100L228 101V102L226 101V103L229 104V100L228 99H226ZM29 101H33V102H29ZM56 101H57V103H55ZM131 101H132V103H131ZM133 102L135 103L134 105H133ZM159 102L157 104H159ZM221 102H222V100H221ZM162 103H160V104H162ZM194 103H196V104L194 105ZM27 104L28 105L30 104V105L28 106ZM171 104L172 105L175 104V107H174L175 109L172 108L174 105L171 107ZM48 105L51 107V109L49 107V110L47 108ZM150 105L152 106L151 103H150ZM176 105L179 106V107H177ZM199 105H200V107H198ZM155 106H152V107H155ZM193 106H194V109H192ZM195 106L198 107L197 110L199 109L200 111L199 110L198 111L200 113L196 110ZM52 107H54V108L52 109ZM16 108L21 109L22 112H20V110L18 109L21 114L19 112L17 114ZM140 108H143V110H145V111L141 110ZM147 108H148L149 111L146 110ZM162 108H163V104H162ZM162 108L160 109L161 111H162ZM182 109H180V110H182ZM191 109H192V111H190ZM165 110H166V107H165ZM170 110H166L165 113H167V111H170ZM173 110H171L169 112V114H172V116L174 115ZM164 111H162V112H164ZM194 111H197L198 113L194 112ZM38 112H39V114L42 112L41 115H39ZM177 112H179V111H177ZM180 113L183 114V111L179 112V114ZM14 114H15V116H14ZM161 114L162 113L160 112L159 115L161 116ZM16 115H18V116L20 115L19 118L16 119V117H17ZM123 115H128V116L126 117V116H123ZM133 116H135V117H133ZM167 116H170V115H168V113H167ZM123 117H124V119H122ZM118 118L121 120V122H124V123H121L120 120H118ZM127 120H126V122L128 124ZM151 120L153 122H150ZM115 121H117V122L119 121V122L115 123ZM113 122L116 125L120 124V126L118 125V128L116 127L117 129L112 128L115 125V124L114 125L112 124ZM152 123H154V124H152ZM137 124L138 125L142 124V125L138 126ZM110 125H113V126H110ZM109 126H110V128H109ZM134 126H135V123H134L133 127ZM140 127H142V128L140 129ZM120 128L118 130H120ZM24 129H26V130H24ZM27 129H29V130H27ZM150 129H149V131H151ZM147 130H148V128H147ZM21 132H22L23 135H21ZM23 132L24 133L26 132V133L24 134ZM112 132H111V134H112ZM118 133H119V131H118ZM33 134H32V136H33ZM105 135H107V136H105ZM152 135H154V134H152ZM113 136H114V134H113ZM36 137H33V138L35 139ZM20 139H23V138H20ZM59 140H61V142H59ZM35 142H36V140H35ZM38 142H36V144H38ZM99 142H100V145H97ZM13 143H16V144H13ZM41 145H39V146H41ZM79 156H81V155H79ZM158 186L159 187L154 189V190L158 191V189H160L159 190L160 194L164 193L162 195H165V193L170 192L166 186L162 185V183L160 184V182H159ZM149 194H150V192L148 193V195ZM162 195H161V197H163L162 199H165V196L167 194L165 196H162ZM169 196H171V194ZM106 197H107V195L103 196V198H106ZM146 197H147V199H145L146 201L144 202L146 204H144L142 207L145 206L144 208H147V209H145L147 211L143 210V212L145 211L144 212L145 214L143 215V213H142V216L139 217V220L141 218L142 221H143V217H144V218H147V219L149 218V221L151 220L150 222H152L157 217L159 220H164V222L165 221L167 222L169 220L168 221L169 225H171L170 221L172 219H174L175 217H176L175 219L178 218L176 216L177 211L174 208L175 206H173V200H174V198H173L174 195L173 194H172L171 197H169L170 199L173 198V200L171 202L168 199L169 201L168 200L167 201L164 200L163 204H161L162 202L159 203V205L160 204L161 205L165 204L164 206H166L167 204L170 205V206L172 205L171 207L170 206H166L165 207V208L168 207L167 211H169V212L171 211L170 213L167 212L164 209L163 206L160 205L163 208L159 207V205L157 204L158 203L157 201H158L159 198L156 201L153 200L154 198L158 197V196L156 197V193H155L154 198L152 197V195H149V196H146ZM162 199H159V200L161 201ZM105 202H107V201H105ZM105 202H104V204H105ZM127 202L125 203L126 205L124 204L125 207H128L130 209V212L134 211V213H136L139 216V214L141 212H139V214H138V210H136V207H138V206H136V207L132 206L131 204H129ZM168 202H170V203H168ZM153 206H155V207H153ZM152 207H153L152 210H155V211H153V214L155 212L154 216H153V214L151 215V213H149V212H151L149 210H151ZM169 207H170V209H169ZM131 208H132V210H131ZM159 208H160V211H161V209H164L162 211L166 212V215L164 214L163 216H161V213H163V212H161L160 214L156 213V211ZM139 209H140V207H139ZM190 209L194 210L195 207L192 206V207H190ZM128 210H126V211H128ZM140 211H142V210H140ZM157 212H159V210ZM136 214H134V215H136ZM155 215H156V217H155ZM160 216H161V218H160ZM122 217H124V216L122 215ZM122 217H121V219L125 220L126 217H124V219ZM157 218H156V222L157 223L154 222V221H153V223L154 224L156 223L158 225L159 222L161 223V221H159ZM163 218H165V219H163ZM207 218H209V217H207ZM207 218H206V220L204 219L203 222L206 221V223L205 222L204 223L207 224V227H208V223H209L210 220H208ZM207 220H208V223H207ZM177 221H178V219H177ZM201 222L202 221H200V223ZM204 223H203V225H204ZM161 228H162V226H161ZM200 229L201 230H197V232H195L196 237H197L196 238V242H197V244H199V248H198V245H197L196 250L198 249V251H199V252L197 251L198 254H200V253H202V254H200V255L197 254L200 259L197 258L198 257L197 255L194 256V257H196L194 259H197V261L194 260L195 262L193 261V264H195V263L196 264H251V263H254L252 260H254V261L256 260L257 261L254 264H264V244H262L261 242L258 241L260 243V244H258L259 248H258V246L256 248V250L259 251L257 257H254V254H253V257L250 258L247 254L243 253V252H245V251L242 250L243 248H237L236 245L234 244V242L231 239H229L228 236H225V235H228L230 230H224V232H223L222 229L221 230L220 229H216L213 232L210 229L211 232H209V229H207L206 227L204 229H202L200 227ZM218 230H220L222 232H220ZM225 231H227L228 233H226ZM189 233L190 232H188V235H185V236H189L190 235ZM222 233H224V236H223ZM186 234H187V232H186ZM204 236H206L208 239H210V241H212L213 243L207 245V243H208L207 242V238L204 237ZM223 240H225V241H223ZM185 243L187 244L186 245L187 247L192 244V243L190 244V242L187 243V241H185ZM201 248L203 250H200ZM196 250L193 249V251H196ZM193 251L191 253H196V252H193ZM202 251H204V253ZM255 253H256V251H255ZM178 254H181V252L178 253ZM207 254H209V255H207ZM182 258L185 259L184 257H182ZM169 260H170V258H169ZM173 262L174 261L170 260V264L173 263ZM174 263H176V262H174ZM182 263H185L184 260L182 261Z\"/></svg>",
    "mask_w": 264,
    "mask_h": 264
}]
</instances>
